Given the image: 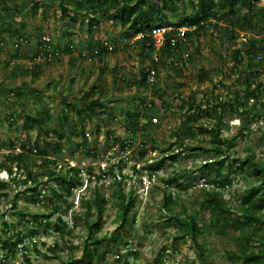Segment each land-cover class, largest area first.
Instances as JSON below:
<instances>
[{
	"label": "rangeland",
	"instance_id": "rangeland-1",
	"mask_svg": "<svg viewBox=\"0 0 264 264\" xmlns=\"http://www.w3.org/2000/svg\"><path fill=\"white\" fill-rule=\"evenodd\" d=\"M14 1L17 11L4 21L0 3V42L5 41L0 48V167L10 165L11 156L19 153L24 143L32 147L39 142L45 147L60 142L62 151L48 149L53 162L45 168L40 166L41 154L37 153L35 163L12 164V176L0 169V181L8 182L0 192V238L9 239L7 247L0 239V264H66L69 260L73 264H88L80 262L84 251L97 253L93 264H244L234 260L241 233L229 228L220 235L212 227L213 214L206 207L207 185L200 168L206 159H222L220 174L209 176V180L220 185L213 184L211 188L227 203V218H240L236 209L239 195L252 184L257 185L258 179L254 180L247 170L236 171V164H232L234 159L244 160L251 154L264 165V97L263 105L252 99L248 102V109L255 107L254 114L241 113L236 106L237 110H226L220 119L207 114L189 121L188 115L196 116L199 109L205 110L219 100L235 106L238 98L247 97L243 83L254 71L259 73L257 82H264V59L242 65L234 58L237 48L246 50V31L226 32L225 21L211 18L212 23L202 35L188 37L174 55H163L155 66L156 82L150 84L142 73L154 68L149 42L119 48L100 61L89 62L90 40L116 45L130 43L136 36L129 24L108 21L112 9L105 16L98 15L99 23L90 30L85 0H81L84 3L79 13L74 10L75 0H67L69 11L64 17L60 0H47L48 5L37 12L32 10L31 0ZM126 1L130 0H120ZM260 4L264 5V0ZM217 9L220 16L230 7L220 4ZM183 11L179 1L164 9L163 24L176 27L173 23L178 22ZM185 12L188 16L192 13L190 3ZM217 22L222 30L215 27ZM20 23L25 24L24 29H20ZM14 30L29 40L19 52L22 59L35 53L36 43L42 37L53 45L72 43L75 51L40 65L37 78L34 72L17 73V78H13L15 66L9 61L15 51L12 41L18 36ZM253 34L250 32L249 37ZM256 34L264 38V22L259 23ZM81 52L88 56L79 55ZM97 98L101 106L88 111L90 100ZM77 110L82 111V116ZM27 115L43 118L41 127L28 120L26 128ZM150 119L154 126L143 134L132 133L129 128L136 122L142 126ZM184 124L193 128V134L185 130ZM202 126L220 127L221 137L229 140L231 146L225 149L224 156L188 149L197 143H210V135L199 130ZM62 132L64 137L60 138ZM83 133L87 137L85 149L78 146L84 139ZM116 138L132 140L133 145L121 151ZM152 138L153 145L149 143ZM142 144L145 146L140 148ZM96 154L100 157L93 156ZM73 169L80 172L73 188L62 179L47 176L49 170H54L66 179L72 178ZM154 169L156 172L151 174ZM90 170L96 176L101 175L100 171H107L108 175L90 180ZM28 171L39 178L37 186L23 181ZM172 178L176 181L169 186ZM115 179H121L125 194L130 192L133 197L128 223L118 231ZM95 191L107 202L101 228L91 232L88 223L94 222L96 215L92 211L88 217L82 203L93 197ZM165 195L170 196L182 216L201 211L198 220L205 228L198 242L204 249L203 262L190 237L182 238L179 227L168 223V214L162 209ZM48 213V218L42 215ZM58 218L67 224L64 235L54 230ZM259 225L249 233L250 252L264 250L258 243L264 233ZM91 235L99 244L90 243ZM19 238L23 241L19 242ZM239 242L246 245L241 239ZM102 254L107 255L103 258Z\"/></svg>",
	"mask_w": 264,
	"mask_h": 264
},
{
	"label": "trees",
	"instance_id": "trees-1",
	"mask_svg": "<svg viewBox=\"0 0 264 264\" xmlns=\"http://www.w3.org/2000/svg\"><path fill=\"white\" fill-rule=\"evenodd\" d=\"M14 3V5L10 4ZM13 0H0V3L2 4L3 9V15L1 19L4 21L7 18H12L13 13L17 11V6L15 5V1ZM30 1V0H29ZM50 1V0H48ZM67 0H60L59 2V8L61 10L62 16H66L69 9L66 5ZM179 1L182 4V7L184 9L183 13L179 17L178 22L173 23L174 25H177L176 28L179 27H186L188 28L187 32V38L195 36H200L204 33L205 29L210 26L212 23L210 20L211 18L217 19V21H225V27L224 30L226 32L233 33L234 31H246L245 32V43L244 47H246V50L243 52L241 48H237L234 53V58L238 64H246V65H252L254 62H257L256 59L261 56L260 62L264 59V49H262L264 45V38L258 36L256 34V28L259 25V23L264 22V5L260 4L262 0H130L121 3L120 0H85L87 3L86 7V14L88 15V25L89 29L92 30L94 25H97L99 23L97 16L103 15L105 16L109 10L112 9L111 12L108 13L107 19L108 21L112 23H120L121 25L129 24L131 29L135 31V34L137 36L141 35L140 38L136 39L133 43H123V42H117L116 45H111L114 47L113 51H109L108 48L105 46V43L107 41H98L93 42L90 40L89 43V51L87 52L89 54L86 55L84 52L82 54L84 56L92 57L93 56V50H98L97 55L95 56L99 61L105 54H109L112 52H115L116 50L125 49L127 46H131L132 44L139 43L142 44V42H149L151 51L154 53L155 48L152 45L151 39L149 38V33L157 26H163L166 16L164 13V9L168 7H173L175 3ZM76 7L75 11L76 13L82 12V6L84 1L81 0H75ZM190 3L192 5V13L188 16L186 14L187 5ZM228 5L230 7L228 12H224L219 16V10L217 9L219 5ZM260 4V5H259ZM45 5H48L47 0H31V6L32 10L34 12H37L39 8L44 7ZM259 5V6H258ZM20 15V13H19ZM21 28H25L24 23H20ZM217 30H222L219 23L217 22L216 26ZM254 32L253 36L249 37V33ZM13 33L17 34V39L15 41H12L13 43L19 42L21 44L20 49H14V54L11 55V59L14 58H21L22 54H20V50L23 47L21 40L25 42V44L29 43L28 39H24L22 34L18 31L14 30ZM173 35L175 33H172ZM134 37V38H135ZM41 38L36 43V51L35 55H39V45L41 44ZM3 43H5L3 39ZM183 44L177 43L176 46H172L169 39L167 40L164 48L161 50V61L163 60V55L165 56L166 53H169L170 55L176 53L179 51ZM58 50L60 53L63 54H70L74 53V44H67L66 46H62L61 44L57 45ZM73 47V49H71ZM25 57V56H24ZM23 58V57H22ZM27 58V57H26ZM25 58V59H26ZM29 58V57H28ZM153 58V56H152ZM160 61V62H161ZM153 67L157 66L159 64L154 62L153 58ZM39 66L36 65L33 69H28L22 64H16L15 65V71L12 75L13 78H17L18 74L27 75L29 73L34 72V76L37 78L39 74L36 72V69ZM150 69H147L143 73V79L146 82L147 74ZM156 70V68H155ZM259 76L258 72H252L248 77L244 80V88L247 92V97L240 99L238 98L236 101V105L229 104L227 102H222L221 100L216 101L213 104H209L208 107L204 109H199L193 116L191 114L188 115V120H192V117H195L196 119H199L204 117V115L214 116L218 119L222 117V113L225 112L228 109H236V106H239L241 109V113H249L254 114V108L248 109V102L252 99L254 101H257L259 103H262V98L264 97V82H257V78ZM155 84V83H154ZM17 96H21V94H17ZM90 106L88 108V111H94L97 107L101 106V100L99 98L97 99H91L90 100ZM141 104H143V101H141ZM263 105V103H262ZM192 107L193 105L190 104ZM264 106V105H263ZM78 115L82 116V111L77 110ZM264 115V108L263 113ZM260 114V115H262ZM27 122L24 124L25 127H28V123L30 121H33L34 124L41 127V122H43V118L37 117V116H26ZM188 125V124H187ZM154 126V123L150 119L149 122L146 124L139 126V123L136 122L129 126V128L133 131L132 133H138L141 132L142 134L147 131L150 127ZM185 127V130L190 134H193V128L191 126H186V124L183 125ZM182 126V127H183ZM199 130H201L203 133H207L210 135V143L208 145L197 143L195 146L189 147L193 152H199L201 154H210L212 152L220 153L219 157L224 156L226 150L230 146V141L226 138L221 137L220 133V127L217 126L215 128H207V127H201ZM84 139L83 141L78 145L80 148L85 149L87 146V137L83 133ZM60 138L64 137V132L59 134ZM116 142L119 143V148L121 151H125L126 149L132 147L133 141L132 140H122L120 138L115 139ZM149 143L152 145L155 143V140L152 138L149 140ZM145 145L142 144L140 148H143ZM21 151L15 155H12L10 158V165H3L0 167L1 170H7L9 176H12L13 174V166L12 164H16L17 166H20L23 163H28L29 161L34 163L37 161L36 155L37 153L41 154V158L38 156V159L41 160L40 166L46 167L51 165L53 160L50 159V155L48 152V149H54L55 151L61 152L62 151V143L60 142H54L47 144L45 147H41L39 145V142H36L32 147L28 146V144H23L21 146ZM165 150H163L164 152ZM249 152V150H247ZM94 157L99 158V154L93 155ZM171 159L174 158L173 155L169 156ZM234 164H236V171L242 172L244 170H247L248 173L252 176H254V180L258 179V184H252L249 188L244 190L242 194L239 195V205L236 208L238 211V214L240 215V218H236L233 221H231L229 218H227V213L229 211V208L227 207V203L221 198H218L217 194L215 193V190H213L212 185L217 184L220 185V182H215L209 180V176H211L213 173L220 174V165L222 164V159L220 158H214V159H206L204 163L201 165L200 168V175H202L203 179H205L206 182V188L204 192H206L207 196L205 198L206 207L210 208L212 210V227H214L217 230V233L220 235H224L229 228H234L237 231L241 233V235L237 238V244L239 246V251L237 254H235V261H242L244 264H264V250H261L259 252H250L247 248V244L250 243L251 235L249 234L250 231L256 227V225L260 224L259 226L264 228V165L256 161L255 157L253 155L247 156L244 160L240 159H234ZM117 167H120L121 171V164L117 165ZM74 176L72 178L66 179L65 176L61 175L59 172H56L54 170H49L47 176L50 178H55L57 180H63L66 182L69 186V188L75 187V182L78 180L79 177V170L73 169ZM112 172V170H109ZM101 175L96 176L92 172V170L89 171L90 174V180L91 178H98L101 179L102 177H106L108 175L107 171L103 172L100 171ZM156 172L154 169L151 171V174ZM121 173V172H120ZM14 179V178H13ZM25 183L31 182L34 183L35 186L39 184V178L35 177L31 172H27L25 174V178L23 180ZM176 181V178H172L168 181V185L170 186L173 182ZM228 183H230V180L226 179ZM114 183L116 184L117 191L115 192V197L119 200L118 203V212L115 222L119 223L116 231L122 229L127 223L130 218V213L132 210L133 205V197L130 192L128 194H125L123 188H122V182L121 179L114 180ZM8 182L6 181H0V192L7 188ZM36 191V190H35ZM37 193V192H36ZM40 195V193H37ZM53 195L57 196L56 192L53 191ZM107 202V199L100 195L98 191H95L93 194V197H91L89 200H85L82 203L83 208L88 212V217L90 216L91 212L93 211L96 215V219L92 223H88L89 230L93 232L94 230L100 229L102 226L103 221V212L105 208V203ZM14 204L16 202L14 201ZM176 204L171 201L170 196L165 195L164 200L162 203V209L164 212L168 214V223L174 222L180 230L181 237H190L191 241L197 248V253L199 259L203 262L204 261V249L203 246H201L198 242L199 237L203 234V227L204 225H201L198 217L201 214V211L194 210L190 213L180 214L175 210ZM55 211L58 210L57 205L55 204ZM45 218L50 217L51 213L48 214H42ZM67 224L63 221V219L58 218V222L54 224V230L59 232L61 235H64L66 232ZM34 233V232H33ZM1 239V238H0ZM90 243L92 244H99V241H97V238L93 237L92 235L89 237ZM240 239L245 242L246 245H240ZM4 243V247L8 246L9 239H1ZM239 240V241H238ZM19 242H22L23 239H18ZM259 245L264 246V233L260 237V240L258 241ZM17 244H14L16 247ZM13 248V246H11ZM107 254H102L103 258H105ZM97 256V253L95 251L93 252H86L84 251L80 262L93 264V260ZM73 260L67 261L66 264H73Z\"/></svg>",
	"mask_w": 264,
	"mask_h": 264
},
{
	"label": "built area",
	"instance_id": "built-area-1",
	"mask_svg": "<svg viewBox=\"0 0 264 264\" xmlns=\"http://www.w3.org/2000/svg\"><path fill=\"white\" fill-rule=\"evenodd\" d=\"M188 28L186 27H172L169 25H163V26H157L155 27L150 33L149 38L151 39L152 45L155 48V52L153 55L154 62L158 63L161 61V50L164 48L167 40L169 39L172 46H176L177 43L183 44L187 40V32ZM172 33H175L174 35ZM141 35L137 36L132 40L130 43H133L136 39L140 38ZM26 42V41H25ZM25 42L21 40L22 46H24ZM41 44L39 45V55L33 54L29 58L22 59V58H14L9 61V64L12 66H15L16 64H23L28 69H33L36 65L40 66L43 64L51 63L55 60L60 59L64 54L60 53L58 50L57 45H53L47 38L42 37L41 38ZM27 43V42H26ZM4 46L3 42H0V48ZM14 49H20L21 44L19 42L13 43ZM105 46L108 48L109 51H113V46L109 43H105ZM73 49V47L71 48ZM98 53V50H93V56L89 57V62H92L93 59H96L95 62H97V58L95 57ZM89 55V54H88ZM258 59H261V56L258 57ZM1 61V56H0ZM99 61V60H98ZM156 76L157 72L154 68L150 69L147 74V82L150 84H154L156 82ZM153 121H157V119H153Z\"/></svg>",
	"mask_w": 264,
	"mask_h": 264
}]
</instances>
